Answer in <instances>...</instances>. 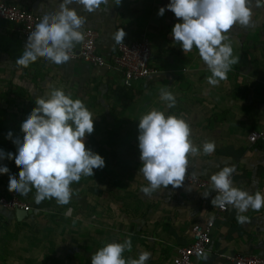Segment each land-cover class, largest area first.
Returning a JSON list of instances; mask_svg holds the SVG:
<instances>
[{"label":"crops","instance_id":"obj_1","mask_svg":"<svg viewBox=\"0 0 264 264\" xmlns=\"http://www.w3.org/2000/svg\"><path fill=\"white\" fill-rule=\"evenodd\" d=\"M0 1L17 4L41 16L56 12L62 2ZM169 3L170 0H121L117 5L116 0H108L107 5H101L93 13L86 12L81 5H70L86 18L81 31L89 27L97 30L96 48L106 59L115 51L113 34L117 29L122 28L126 33L123 41H137L143 35L150 41V65L157 74L130 88L122 85L118 73L106 67L94 68L80 62L59 67L44 58L28 68L17 66L15 60L22 54L27 40L19 38L10 24L0 21V96L6 94L5 100L0 101V116H5L1 117L5 125L0 128V141L6 142L9 132L12 136L23 135L24 117L16 121L19 127L15 124L9 127L15 118L9 113L10 89L32 91L35 103V94L45 80L43 72L61 71L58 74L64 75L65 80L83 84L88 90L82 99L92 113L94 131L86 134L84 143L86 149L104 158L105 167L94 169L93 177L82 176L79 183L71 185L75 188L78 185V189L73 190L71 204L75 208L70 211L81 214L84 220L81 228H86L81 245H77L83 257L62 264H91L90 253H95L94 248L129 237L133 247L130 253H124L126 259L138 258L147 251L151 258L146 264H172L176 250L192 243V226L215 218L216 207L211 203L215 193L210 177L225 166H235L233 186L250 194L257 191L264 194V135L255 142L248 139L252 132L264 134V6L257 7L255 0H251L250 24L234 25L227 33L226 42L231 43L239 62L232 66L226 79L212 86L206 79L211 73L198 50L194 47L184 53L171 37L175 23L182 21L167 10ZM162 7L166 10L159 16ZM111 83L116 86L114 93L109 88ZM165 86L176 98L171 109L160 100V89ZM152 108L180 116L190 125V139L201 148V154L189 156L187 173L204 180L207 183L204 188L182 184L180 188L169 185L150 195L141 191L148 182L139 172L142 162L138 120ZM206 140L215 143L212 155L202 152ZM11 146L17 147L14 143ZM0 166L9 168L8 174H0V195L16 194L8 191L9 175L18 177L20 168L12 161L0 162ZM206 192L210 193L208 197L203 196ZM17 195L30 206L25 197ZM242 214L248 217V222L239 224L237 210L228 206L227 212L215 219L208 251L194 264H233L224 255L237 253L264 256V207ZM23 218L17 219L15 210L0 207L1 222L14 224ZM85 223L91 226H84ZM118 226L124 234L118 232ZM51 244L57 247V242ZM153 249L161 251L154 253Z\"/></svg>","mask_w":264,"mask_h":264},{"label":"clouds","instance_id":"obj_2","mask_svg":"<svg viewBox=\"0 0 264 264\" xmlns=\"http://www.w3.org/2000/svg\"><path fill=\"white\" fill-rule=\"evenodd\" d=\"M120 5L121 0H116ZM83 6L88 13L107 5L108 0H62L54 13H46L28 36L25 48L15 64L28 68L39 58L60 65L70 60L69 53L75 45L84 40L81 31L86 18L78 15L70 5ZM256 6L260 7L259 0ZM165 8H160L163 16ZM167 10L182 21L175 23L171 37L184 53L195 47L209 72L207 82L216 86L227 78L232 66L239 62L233 55V47L227 33L234 25L248 26L251 22V0H170ZM126 33L122 28L113 34L116 44H123ZM160 100L166 107H175V95L168 87L160 89ZM35 105L21 124L23 139L17 138L14 159L20 168L17 175H9L8 191L26 196L35 189L34 200L40 204L46 199H55L63 206L73 196L71 185L79 183L82 176L94 175V169H103L105 160L99 154L86 149V134L94 131L92 113L79 98L73 99L63 89H52L47 96L37 97ZM138 125V148L142 167L139 172L148 182L141 191L150 195L171 185L180 188L185 181L189 156L201 154V148L194 145L190 125L180 116L152 108L141 115ZM12 133L7 138H12ZM204 155L215 152V143L205 141ZM5 158L0 151V159ZM235 166H225L210 177L212 189L218 194L211 203L221 209L232 206L237 210L239 224L248 222L242 213L249 209L259 211L264 207V194L260 191L250 194L233 186L232 175ZM7 166H0V174H8ZM210 193H204L208 197ZM70 211V210H69ZM132 240L107 242L91 255V264H146L151 253L143 251L138 258H125L124 253L132 251Z\"/></svg>","mask_w":264,"mask_h":264},{"label":"rangeland","instance_id":"obj_3","mask_svg":"<svg viewBox=\"0 0 264 264\" xmlns=\"http://www.w3.org/2000/svg\"><path fill=\"white\" fill-rule=\"evenodd\" d=\"M74 62H80L84 65L88 64L84 61L77 60L68 61L61 66L70 65ZM55 69L58 70V68ZM58 72L61 73V71H55L53 73L46 72V74L43 72L45 80L37 90L38 94H35L36 97L47 96L52 89H63V91L73 99L79 98L83 101L82 97L84 94H87L88 91L86 87H83V84L77 82H70V79L65 80V76L63 75L61 77ZM109 88L112 93L116 92L114 83H111ZM9 92L11 93L9 113L15 115L14 120L9 124L10 127V125L13 126L17 120L23 117L24 119L22 120L25 121L36 105L34 103L32 91L26 93L23 90L20 91L17 88H13L10 89ZM5 96L6 94L3 93L2 96H0V101L5 100ZM85 106L87 108L89 107L86 104ZM1 117L5 116H0V123L3 121ZM3 127L4 125H0V128ZM17 138L22 140L23 135H14L11 139L6 138V146L0 145V151H3L5 154V158L0 159V162H5V164H7L9 161H12L15 164L14 159L9 160L6 157L8 153H12L13 155L16 154L17 147L11 145ZM7 142L8 145H10L8 147ZM71 188L77 190L78 185L76 188ZM21 196L25 197L27 202H29L32 207V213L24 217L26 221L21 222L24 218L17 220L14 224L0 221V264H50L51 261L62 264V262H66V260L74 262L77 258L83 257L81 252L82 249L77 245H81V241L84 239L85 235L84 229L86 228H81V222L84 221L80 216L81 214L75 215L74 213L72 214V211H69L75 208L72 207L71 201L69 204L63 206L57 204L55 199H46L40 204H37L34 200L35 189L30 191L26 196ZM79 208H82V206H79ZM74 221H77V223L75 224ZM86 225L88 227L91 226L89 223H85L84 226ZM104 228L105 227L102 226V229ZM117 229L118 232L121 231V234H124L119 226ZM52 242H57V247L56 245L53 246V244H51ZM67 246H71L72 248ZM98 249L99 248H94L93 250L96 252ZM61 251H63V254H60ZM153 251L154 253L160 252L161 249H153ZM65 253L67 255H65Z\"/></svg>","mask_w":264,"mask_h":264},{"label":"built area","instance_id":"obj_4","mask_svg":"<svg viewBox=\"0 0 264 264\" xmlns=\"http://www.w3.org/2000/svg\"><path fill=\"white\" fill-rule=\"evenodd\" d=\"M259 3L261 6H264V0H259ZM41 17V15L17 4L0 1V21L10 24L13 27V31L21 39H28L30 32L34 30ZM82 32L85 38L71 50L69 61L81 60L94 68L106 67L112 69L120 75L122 85L125 88H130L135 83L157 74V70L150 65L151 43L144 35L137 41H123V44H116L114 53L109 59H106L96 48V41L98 39L97 30L89 27ZM263 135L252 132L248 139L251 142H255ZM183 184L199 189L207 185L201 178L187 172ZM214 193L215 195L218 194L216 191ZM0 207L25 212L31 210L30 206L17 194L0 195ZM227 210L228 206L223 209L216 207L214 219L194 224L191 229L192 243L176 250L172 258V264H194L197 258L204 256L211 243V233L214 228L215 219L226 213ZM224 258L233 264H264V256L260 255L237 253L224 255Z\"/></svg>","mask_w":264,"mask_h":264},{"label":"water","instance_id":"obj_5","mask_svg":"<svg viewBox=\"0 0 264 264\" xmlns=\"http://www.w3.org/2000/svg\"><path fill=\"white\" fill-rule=\"evenodd\" d=\"M29 214V212H25V211H22V210H15V215L16 217L19 219L20 217H25Z\"/></svg>","mask_w":264,"mask_h":264},{"label":"trees","instance_id":"obj_6","mask_svg":"<svg viewBox=\"0 0 264 264\" xmlns=\"http://www.w3.org/2000/svg\"><path fill=\"white\" fill-rule=\"evenodd\" d=\"M0 125H5V124L1 122ZM19 125H20V124H17V122L15 123V126H18V127H19ZM2 138H4V140H5L6 137L4 136V137H2ZM0 143L5 144V141H0Z\"/></svg>","mask_w":264,"mask_h":264}]
</instances>
